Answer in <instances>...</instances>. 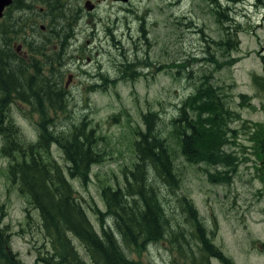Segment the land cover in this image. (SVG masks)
<instances>
[{"label":"rangeland","instance_id":"1","mask_svg":"<svg viewBox=\"0 0 264 264\" xmlns=\"http://www.w3.org/2000/svg\"><path fill=\"white\" fill-rule=\"evenodd\" d=\"M40 1L18 0L23 7L12 5L9 23L26 22L28 40L34 46L45 43L43 53L37 54L39 59L55 51L54 47L60 51V34H66L67 26L74 23L68 49L61 55L62 83L70 92L68 111L52 115L58 130L72 120H88L95 136L101 137L104 161L92 166L86 178H70L95 230L100 232L104 221L118 234L110 217L96 218L97 210H105L100 189L106 184L123 185L124 172L135 160L134 129L145 128L143 113L155 111L160 116L157 130L169 136L178 104L193 89V80L177 74V64L184 62L193 71V79L211 74L210 80L223 88L235 112L229 123L234 131L226 145L235 158L232 164L214 167L211 161L189 162L173 151L180 177L176 188L149 172L171 227L183 235L139 245L132 253L129 249V256L134 264H199L204 250L200 251L190 230L197 236L201 223L207 242L229 262L264 264V0L228 4L217 0L230 8L228 16L238 23L239 48L229 55L238 56L237 61L222 69L215 68L210 54L221 61L226 56L210 42L207 48L199 31L208 35L206 39H218L225 35L223 25L233 28L234 22L217 21L210 11L214 7L211 0H98L95 11L92 0H67L61 11L50 10L55 0ZM78 8H82L79 17ZM49 23L55 25L47 27ZM16 44L22 47L21 56L28 53L24 41ZM28 107L18 102L10 105L9 113L23 139L34 141L40 119L30 115ZM170 143L176 147L173 140ZM51 153L63 163L56 144L51 145ZM7 161L0 154V227L7 226L10 233L8 245H0V264H13L9 248L23 264H48L43 256L51 253V241L43 233L37 209L6 174ZM181 196L191 201L195 214L188 204L187 210L182 209ZM71 242L84 264H95L75 236ZM206 264H222V260L210 256Z\"/></svg>","mask_w":264,"mask_h":264},{"label":"trees","instance_id":"2","mask_svg":"<svg viewBox=\"0 0 264 264\" xmlns=\"http://www.w3.org/2000/svg\"><path fill=\"white\" fill-rule=\"evenodd\" d=\"M19 1L24 3L23 0ZM59 1L55 0L50 10L53 8L61 11ZM211 1L214 7L210 11L217 21L234 22L233 28L223 25L225 35L218 39H206L208 35L199 31L207 48L212 43L226 56L221 61L210 54V61L215 68L222 69L237 61L238 56L229 55L230 51H237L239 48L238 23L228 16L230 8L223 7L217 0ZM244 1L227 0L225 3ZM17 4L18 0L13 6L23 7V4ZM11 8L12 5L6 8L4 17L0 18V154L8 159L6 174L37 209L43 233L51 241V253L43 256V260L48 264H69L72 260L76 264H84L85 260L71 242L75 236L88 252L90 262L134 264V259L128 253L130 250L132 253L139 245L157 242L165 236L174 239L176 233L183 235L181 230L176 231L171 227L158 187L150 178L149 172L168 186L176 188L180 177L174 164L175 151H179L187 161L193 163L211 161L214 167L232 164L235 157L226 149V145L229 143V133L234 131L229 123L233 121L231 117L235 112L226 101L223 88L210 80L211 74L193 79V71L184 62L177 64L180 67L177 74L188 81L193 80V89L178 104L176 116L170 120L172 128L169 136H163L157 130L160 116L155 111L149 110L142 114L145 128L134 129L136 140L132 144L135 160L124 172L123 185L106 184L100 189L105 210H97L96 218L99 215L102 219L104 216L110 217L116 223L118 234L115 235L110 224L105 225L104 221L100 222L101 230L97 232L84 204L76 197L70 178H86L92 166L104 161L105 152L100 150L99 143L101 137L95 136V129L88 120H72L66 128L58 130L52 115L68 111L70 92L62 83L64 62L61 61V55L68 49L72 26H67L69 31L63 36L60 34V51H56L54 47L55 51L47 52L39 59L37 54L43 53L45 43L34 46L33 41L28 40L26 22L20 24L13 20V23H9L12 21ZM17 40L24 41L23 45L28 48V53L24 55L33 58L21 56V51L17 50ZM62 50L65 51L61 54ZM54 55L56 59L53 58ZM243 96L246 94H240V97ZM18 102L30 106V115H39V127L37 126L34 141L23 139L21 131L10 116V105ZM170 140H173L176 147L171 146ZM52 144H56L61 150L62 164L52 155ZM178 201L183 202L181 207L184 211L188 209V204L195 214L192 203L186 196L179 197ZM200 225L197 236L190 230L196 243L200 244V251L204 250L199 264H206L210 256L220 258L222 264H234L211 242H207L203 236L204 227L201 223ZM6 228L7 226L0 227L1 246L3 243L8 245L10 241V233ZM206 236L208 237L207 234ZM8 255L13 258V264H23L10 248Z\"/></svg>","mask_w":264,"mask_h":264},{"label":"flooded vegetation","instance_id":"3","mask_svg":"<svg viewBox=\"0 0 264 264\" xmlns=\"http://www.w3.org/2000/svg\"><path fill=\"white\" fill-rule=\"evenodd\" d=\"M13 1V4H14V2L16 1V0H12ZM93 2H94V8H93V10L92 11H95L96 10V8H97V5H98V0H92ZM67 3V0H63V1H59L58 2V5H60V6H62V7H64V4H66ZM16 6V5H15ZM16 8V7H15ZM82 12V8H78V10L76 11V14H77V16L79 17L80 16V13ZM76 20H74V22H75ZM53 23H49V25L47 26V27H50L51 25H52ZM72 24H74V23H71V25ZM55 24H53V26H54ZM40 27H41V30L44 28V26L43 25H41L40 24ZM46 27V28H47ZM46 30V29H45ZM53 34H55V33H53ZM71 36H73V32L71 33ZM20 49V48H19ZM19 49H18V51H19ZM22 51V50H21ZM25 58H27V59H31V58H33V56H27V55H25L24 56ZM45 62H47V60L45 59ZM45 67H46V69H47V66H46V64H45ZM65 84L66 83H64V86L63 87H65Z\"/></svg>","mask_w":264,"mask_h":264},{"label":"water","instance_id":"4","mask_svg":"<svg viewBox=\"0 0 264 264\" xmlns=\"http://www.w3.org/2000/svg\"><path fill=\"white\" fill-rule=\"evenodd\" d=\"M119 1H127V0H119ZM12 2V0H0V17L3 15V11L4 9L10 5V3ZM86 8L88 10H90L92 8L91 5H86Z\"/></svg>","mask_w":264,"mask_h":264}]
</instances>
